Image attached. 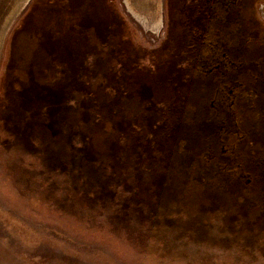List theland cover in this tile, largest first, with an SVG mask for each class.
Masks as SVG:
<instances>
[{"label":"rangeland","instance_id":"374dc122","mask_svg":"<svg viewBox=\"0 0 264 264\" xmlns=\"http://www.w3.org/2000/svg\"><path fill=\"white\" fill-rule=\"evenodd\" d=\"M50 1H39L32 10L36 0H0V264H264L261 132L252 127L246 132H220L211 122L215 116L206 110L209 105L182 92L183 80L173 87L176 74L170 71L163 77L167 84L157 85L177 91L159 92L154 104L143 88L131 83L135 78L130 67L142 66L141 62L133 65L127 60L126 81L120 74L116 78L117 73L107 76L114 55L99 58L87 51L75 74L73 53L67 49L71 39L58 42L51 28L73 27L72 16L63 15L58 3L67 0ZM83 1L76 0V7ZM97 1L109 10L101 15L103 22L94 16L97 23L88 24L98 31L100 36L92 31L97 42L109 36L112 26L116 31L109 41L122 38L123 49L135 45L132 51L139 59L134 60L145 61L151 55L163 60L166 49L152 51L167 29L165 0ZM238 3L243 12L251 3L245 18L262 28V36L264 0ZM241 27L237 24L231 36L243 48V38L251 43L253 36ZM85 32L89 39L88 29ZM256 47L248 45L243 52L248 56L246 51L251 50L254 60L260 57ZM56 60L59 69L50 77ZM44 83H64L68 90L60 100L58 93H50L45 105L49 120L41 122L37 116L43 106L36 94L44 93ZM176 100L175 110L164 114L163 103L173 106ZM59 101L53 115L48 103ZM28 115L32 127L39 128L42 143L37 137L28 143L21 140L19 132ZM181 119H188L190 129H198L197 140L201 136L203 143L213 137L220 146V135L232 136V143H224L230 153L218 157L224 166L218 170L240 168L235 158L241 153L252 184L241 178L227 188L225 180L208 181L213 178L203 176L209 168L200 162L201 150L193 143L196 136L170 127L171 121ZM71 123H81L86 135L68 129ZM89 134L95 150L85 147ZM159 140H164L165 151L154 143Z\"/></svg>","mask_w":264,"mask_h":264},{"label":"flooded vegetation","instance_id":"af4514ba","mask_svg":"<svg viewBox=\"0 0 264 264\" xmlns=\"http://www.w3.org/2000/svg\"><path fill=\"white\" fill-rule=\"evenodd\" d=\"M236 3H238V0H165L167 29L162 42L152 52L156 53L166 49L167 54L163 56V60L161 57L156 58L152 55L143 59L145 61L130 58L133 65V62L135 64L138 62L143 64L139 67L136 65L134 68L130 67L134 69L130 76L135 78H131V83L135 87L143 88L144 92L148 94L150 103L154 104L156 98H160L159 92L163 93L165 90H170L173 91L172 94L176 93V89L160 88L161 86L157 85L159 83L167 84L168 80L164 81L163 77L170 71L176 74V76H173L175 80L173 87H178L179 83H182L180 80H183L182 87L184 88L183 90L181 89L182 92L187 91L196 100L209 105L206 110L212 113L213 117L215 116L211 119V122L220 132L235 131L238 133L239 130H245L246 132L250 127L256 128V132H261V135H263L261 140H259L258 157L260 163L258 165L262 167V174H264V34L262 32V36L257 37L262 40L261 42L258 41L253 44V47L258 44L256 52L260 57L258 58L257 56V60H252L253 57L250 58L251 50L246 51L248 56L243 52L248 46L247 43H245L243 48L233 43L231 35L234 28L231 25V18L234 17V5ZM246 8L245 14L251 11V3ZM256 13H258L257 9ZM257 16L259 17V14ZM172 21L179 28L177 31L174 30L172 32L170 30ZM119 22L121 23L120 20ZM261 25L264 27V24ZM110 28L113 27L111 26ZM261 29L259 28V32H261ZM121 39L116 38L118 46L121 45ZM179 41H181L180 45ZM259 45L261 46L260 50H258ZM133 46H131V49L137 48L135 45ZM183 46L187 48L183 49ZM171 47L174 48V51L170 50ZM240 52L241 55L245 54V57L241 56ZM246 59H248V62ZM95 63L99 64L98 62ZM120 69L121 66L119 65ZM119 74L121 75V72ZM148 85L151 86L149 87ZM134 92H136V89ZM251 96H255V98L251 99ZM176 103L177 100L175 105L170 106L169 101L164 102L166 109L162 107L163 113L167 114L166 111L175 110ZM180 103L178 102V107L179 105L181 106ZM137 104L138 100L136 99ZM137 107H135L136 111ZM173 126L180 131L187 130L186 133L191 136H196L193 139V143L196 144L197 149L201 150L199 154L200 162H204L203 166L207 169L209 168V174H203V176L213 178L208 181L214 180L217 182L218 180L223 182L225 180L223 183L227 188L228 185L239 182L238 179L241 178L246 185L252 184L251 176L253 175L244 172L248 164H245L244 156H241V153L235 158V163L237 162V166L240 168L237 170L233 168V170L226 172L218 170V166L224 168L223 164L219 163L218 157L220 155L228 156L230 151L225 144L229 145V143H232V136L222 138L220 135L221 145L219 146L217 145V139L213 137L206 139V143L200 141L201 136H198L199 139L197 140L198 133L196 131L198 129H190L188 127V119L171 121L170 127L173 128ZM188 130L195 131L188 132ZM166 148L167 146H164L163 150L165 151ZM252 170L255 173L259 171L256 164L253 165Z\"/></svg>","mask_w":264,"mask_h":264},{"label":"trees","instance_id":"16d2710c","mask_svg":"<svg viewBox=\"0 0 264 264\" xmlns=\"http://www.w3.org/2000/svg\"><path fill=\"white\" fill-rule=\"evenodd\" d=\"M36 1H37L36 4L31 8L32 10H33V8L35 6L37 7L39 1L43 2V1H49V0H36ZM50 2L53 3L54 0H52ZM58 3L59 4H62L61 9L63 11V15L65 14V16L66 15H71L72 16L73 27L72 26H69V28H68V27H65L64 26L65 31L64 30H61L59 28H55L53 26H51V28L54 29V30H52V32L54 31L53 34L55 35V37H56V39H57L58 42L61 43L60 40H68V39H71V43H68L67 49L71 50L69 52H72L73 53V55L71 57L72 58L71 60H72V62L75 65V74H77L78 68L80 66H82L81 65L82 55L84 53L87 54V51L88 52L91 51L95 55H97V56L99 55L98 56L99 58L105 57V56H107L108 58H110V56H113L114 55L115 56L114 57V61L109 62V66L111 65V68L109 69V72H108L109 74L107 76L114 75V74L117 73V75H116V78H117L118 75H119V72H121V77L122 78H125L126 75H128L129 69L127 67H128V65L130 63V62H127V60L128 61L129 60L131 61V59H133L134 57L135 58H138V57L135 56V54H134V52L132 51L131 48L123 49L122 46L124 45V43H123L122 46H119L120 48L118 49V45H116L115 38H113L114 41H111V42L109 41V38L112 35H115L116 29H114V28H111L110 30L108 29L109 36L108 37H105V38L104 37L103 38H100L101 39V42H97L95 40V37L92 34V31L96 30V28H93V27H89L88 28V24H89L90 21L92 23L95 22L93 20L95 18L94 16H97V20L99 18V21H102L103 22L104 19L102 18V16L105 15V12L109 11L107 9L105 3H102V2L99 3L97 0H84L82 2V5L79 8L76 7L77 6L76 5V0L75 1H73V0H69L68 1L67 0L66 3H61V2H58ZM59 4H57V6ZM241 6H239L238 3H236L234 5V17L231 18V25H232L233 28H236L237 27V24L242 23V27L241 28H244L245 29V31L247 32V35L248 36H249V34H250V37L253 36L252 42L251 43H248L247 42V45H249V47H252L253 42H255L256 39H257V37L258 36H261V35H260V32H259V28H256V26L254 25V21L245 18L247 14H245L243 12V9H242ZM239 7L242 9V12H241V9ZM65 21H67V18H65ZM96 23H97V21L94 24H96ZM107 23H108V25H110L109 24L110 22H107ZM191 23L193 24V22H191ZM94 24H92V25H94ZM89 25H91V24H89ZM56 26H57V24H56ZM87 29L89 31L88 33L90 34L89 39H88L87 36H85V34H86L85 31H87ZM170 29L173 32L174 30L177 31L179 28L176 26V24H174V21H172L171 22V28ZM59 32H61V33L64 32L65 34L64 35H61ZM58 33L60 35H57ZM94 33L95 34H98V36H100L99 33H98V31H96V32L94 31ZM92 36H93V38H92ZM63 37H65V38H63ZM86 39L88 40V42H90L89 44H88L87 41H85ZM90 39L93 40V41H95V42L89 41ZM243 41L246 43V40L244 38H243ZM180 42L181 41H179V45L181 44ZM101 44H102V47L99 48V46ZM127 49H128V51H127ZM114 50L118 51V54ZM170 50H174V48L171 47ZM112 51L115 54H117V55L113 54ZM107 57H106V59H107ZM49 60L51 61V58L50 57H49ZM53 63L54 64L51 65V68H52L51 71L52 72H51L50 77L51 76L54 77L55 76V72L57 71V69H59L58 64H56L57 63V60L55 62H53ZM69 65H70V62H69ZM119 65L121 66V69L120 70L118 68ZM68 68H69V66H68ZM68 70L70 71V69H67L66 70V74H68ZM122 74H123V76H122ZM60 75H61V73H60ZM130 75H132L131 72H130ZM62 79H63V77H62ZM57 80H55V81H57ZM75 80H77V79H75ZM126 80L128 81L127 77H126ZM75 82H76V86L79 88V90L81 92V90H82L81 86H79V83H77V81H75ZM42 88L44 90V93L41 90V93L40 92H37V94H36L37 101L38 102H42V103H39V104L43 106V109H42L43 111L41 112L40 115L37 116L41 122L49 120L47 118V116L49 117V114L47 112L48 110L46 109L45 105H47L46 104V101L49 102L51 100V98H52V97L50 98V93L51 92L58 93L59 95L57 97V100H60L61 97H64L63 96L64 95V92L66 90H68V89L65 88L64 83H59L57 86L56 85H54V86L53 85H50L49 83L48 84L47 83H44L42 85ZM80 96H81V98L84 97V95L82 94V92H81V95ZM59 103L61 104L60 101L58 102L57 105H53V104L48 103V106L54 112L53 115H55V109L58 110ZM56 113H58V111ZM75 124L76 123H71L72 127H71V125H69L68 126V129L71 130L73 128L74 130L75 129L78 130V131L80 130V133L82 134V136H85L86 133H87V131H84V130L81 131V125H80L81 123L78 124L79 126L78 125H75ZM23 125L25 126V127H23V129H24L23 132H19L20 134L23 133L22 136H21V140H25V143L26 142L28 143V141H29L30 138H31V140L34 137H37V138L40 139V137H39V136H41L40 135V130H39V128L37 129L36 127L35 128L32 127L33 124L31 125L29 115H28V117H26V122H24ZM47 136L45 134V136L43 137L45 141L48 139ZM50 138L51 137H49V139ZM92 138L93 137L91 136V134H89L88 137H87V139H86V141H85V147H88V149L95 150V148H93L94 146H92ZM162 141L163 140H159V141L156 142L157 143V148L159 149V151L161 149H163L164 146H165ZM40 143H42V140L40 141ZM33 146H35V145H33ZM88 149H86V150H88ZM88 152H89V150H88ZM79 163H80V161H79ZM157 183H158V181H157ZM104 186H105L104 188L107 189V186L106 185H104ZM136 204H138V203H136Z\"/></svg>","mask_w":264,"mask_h":264}]
</instances>
